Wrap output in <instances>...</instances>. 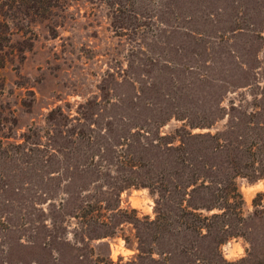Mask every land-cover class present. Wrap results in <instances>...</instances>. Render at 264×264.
I'll use <instances>...</instances> for the list:
<instances>
[{
	"label": "rangeland",
	"instance_id": "374dc122",
	"mask_svg": "<svg viewBox=\"0 0 264 264\" xmlns=\"http://www.w3.org/2000/svg\"><path fill=\"white\" fill-rule=\"evenodd\" d=\"M114 1L11 37L0 264H264V0Z\"/></svg>",
	"mask_w": 264,
	"mask_h": 264
},
{
	"label": "trees",
	"instance_id": "16d2710c",
	"mask_svg": "<svg viewBox=\"0 0 264 264\" xmlns=\"http://www.w3.org/2000/svg\"><path fill=\"white\" fill-rule=\"evenodd\" d=\"M115 2L120 4L121 0H115ZM67 4L68 0H0V68L5 65L7 47L11 46V37L15 31H31V25L34 21L39 18L51 17L55 8L63 9L67 7ZM21 22L24 26L21 25ZM258 127L264 129V119L259 122ZM244 145L246 146L245 150L252 155L248 165L254 168L253 172H247L243 169L245 164H243V158L238 152L244 150ZM224 146L227 148V161L235 171L232 179L235 180L237 175L249 177L264 176V156L263 158H256L259 153H264V132L257 131L254 135H251V140L248 144L238 140L236 137L227 140L225 143L218 141L215 148ZM202 184L200 187L197 181H192L189 186H194H192L190 191L186 190V193L191 195L206 187V184Z\"/></svg>",
	"mask_w": 264,
	"mask_h": 264
}]
</instances>
